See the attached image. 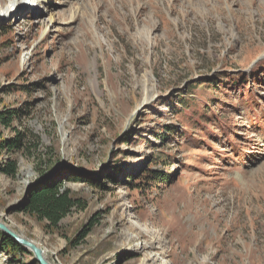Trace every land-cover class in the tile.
Instances as JSON below:
<instances>
[{
    "label": "rangeland",
    "instance_id": "374dc122",
    "mask_svg": "<svg viewBox=\"0 0 264 264\" xmlns=\"http://www.w3.org/2000/svg\"><path fill=\"white\" fill-rule=\"evenodd\" d=\"M55 1L0 0V110L30 136L0 223L47 264H264V0ZM148 165L170 182L128 186ZM44 166L104 186L66 184L85 210L59 234L8 211ZM22 248L0 264H38Z\"/></svg>",
    "mask_w": 264,
    "mask_h": 264
},
{
    "label": "trees",
    "instance_id": "16d2710c",
    "mask_svg": "<svg viewBox=\"0 0 264 264\" xmlns=\"http://www.w3.org/2000/svg\"><path fill=\"white\" fill-rule=\"evenodd\" d=\"M2 29L4 28L2 27ZM230 76L226 75L224 78ZM209 80V84L212 85V92L219 89L222 85L221 80H218V78H214V80L210 78ZM238 80L239 77L236 78V83H233V86L237 85ZM240 80L244 82L243 78H240ZM202 84L203 82L199 81L195 86H201ZM186 100V96H178L174 102L181 105V108H185L187 107L185 104ZM24 115L21 109L3 108L0 110V176L10 180H15L18 176L17 156L24 157L30 151V136L27 135L25 128H19ZM18 125L20 126L18 127ZM155 136L159 141V145L164 147L175 136L179 137L178 127L175 125H164L158 132H155ZM153 160L154 162L152 161V163H155L156 158ZM149 165L138 171H129L126 180L127 185L129 186L137 180H142L144 181L142 186H147L149 187L148 190H150L159 183L168 184L170 182L171 177L168 178L161 171H152ZM44 167V169L39 170L37 180L28 185L22 200L13 205L8 211L23 213L43 224L47 232L59 234L61 231L60 223L63 219L73 211L85 210V204L71 195V191L66 187V184L86 183L102 188L104 186L99 183V175L98 177L81 178L71 168L69 170L60 168L53 170L54 168L50 169L49 166ZM115 169L118 172H122L120 168L115 167ZM104 178L111 183L119 181L118 175L113 172L106 173ZM136 187L138 188L139 185ZM92 227L93 224H90L89 227L84 228L78 237L71 241V245L75 246L82 241ZM0 252L14 259L28 254L21 245L2 232H0Z\"/></svg>",
    "mask_w": 264,
    "mask_h": 264
},
{
    "label": "water",
    "instance_id": "95a60500",
    "mask_svg": "<svg viewBox=\"0 0 264 264\" xmlns=\"http://www.w3.org/2000/svg\"><path fill=\"white\" fill-rule=\"evenodd\" d=\"M0 232H2L4 235H6L7 237H9L12 240H14L19 245L23 246L25 249L30 250V252H32V254L35 257V261L38 264H47V261L46 260H42L41 257H40V254L43 253V252L38 250L31 243L26 242L22 237L16 236L13 232H11L6 226L2 225L1 223H0Z\"/></svg>",
    "mask_w": 264,
    "mask_h": 264
},
{
    "label": "bare ground",
    "instance_id": "6f19581e",
    "mask_svg": "<svg viewBox=\"0 0 264 264\" xmlns=\"http://www.w3.org/2000/svg\"><path fill=\"white\" fill-rule=\"evenodd\" d=\"M35 1H37V0H29V3H31V4L34 3V5L36 6V2ZM51 1H52L53 6H56V4H55L56 1L55 0H51ZM0 9H2L1 3H0ZM47 11H48V9H47ZM40 257H41L42 260H47V257H46V254L45 253H41L40 254Z\"/></svg>",
    "mask_w": 264,
    "mask_h": 264
}]
</instances>
